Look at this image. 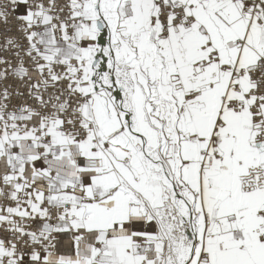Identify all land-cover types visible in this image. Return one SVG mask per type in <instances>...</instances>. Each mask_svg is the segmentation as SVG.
Returning <instances> with one entry per match:
<instances>
[{
	"label": "snow or ice",
	"instance_id": "6c2138e0",
	"mask_svg": "<svg viewBox=\"0 0 264 264\" xmlns=\"http://www.w3.org/2000/svg\"><path fill=\"white\" fill-rule=\"evenodd\" d=\"M0 264H264V0H0Z\"/></svg>",
	"mask_w": 264,
	"mask_h": 264
}]
</instances>
